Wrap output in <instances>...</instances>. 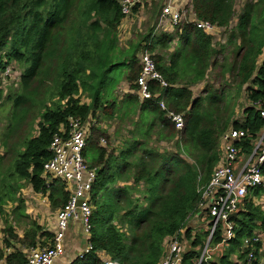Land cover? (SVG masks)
I'll use <instances>...</instances> for the list:
<instances>
[{"label": "trees", "instance_id": "obj_1", "mask_svg": "<svg viewBox=\"0 0 264 264\" xmlns=\"http://www.w3.org/2000/svg\"><path fill=\"white\" fill-rule=\"evenodd\" d=\"M119 1L0 0V67L15 63L22 70L14 94L10 92L4 100L0 90V107L4 101L12 104L7 131L0 137L4 150L0 155V194L4 197L6 188L16 191L27 183L34 193L47 196L51 210L63 207L69 192L57 180L45 185L42 168L51 156L52 137L66 126L67 119L84 122L89 117L117 116L122 122L131 116L144 123L141 112H147L142 129L135 125L132 133L141 141H133L117 156L98 147L99 139L107 138L105 131L95 125L90 131L85 149L94 144L100 150L97 163L88 165L97 168L91 190V250L71 264H104L103 256L116 264H159L168 240L176 235L184 243L182 264H195L209 225L198 236L197 225L192 228L190 220L199 212L200 189L218 163L221 135L229 128L245 131L242 150L249 153L264 127L255 106H264V57L258 63L264 52V0H243L238 13L234 10L237 0H190L194 20L208 22L226 35L217 45L190 19L175 26L173 34L155 35L159 8L152 28L123 50L117 39L124 17ZM174 39L177 43L172 47ZM144 52L152 54L156 70L168 85L160 88L151 83V93H158L152 100H140L135 94L141 68L138 55ZM119 65L129 68L126 83L133 93L124 97V111L121 105L102 101L106 74ZM209 75L212 81L227 75L232 85L215 88L206 83L201 94L194 96L192 88ZM244 90L249 103L241 111V121L234 120ZM81 97L90 103L82 102ZM160 100L169 111L183 114L182 130L176 131L166 119ZM35 104L37 131L27 138L19 133ZM97 110L103 113L96 114ZM152 136L157 144L171 143L176 150L163 151L154 147V141L148 144ZM3 163H8L4 171ZM102 191L108 193L105 203L97 201ZM263 194L260 188L254 191L257 197ZM5 204L0 198V214ZM12 213L18 223L26 219L27 226L19 236L4 221V248L12 247V252L4 256L0 250V259L4 264H24L27 253L15 245L42 247L52 234L24 214L21 201ZM231 220L235 236L212 252L211 264H246L250 252L251 264H264V244L240 249L244 239L264 234V209L246 197ZM221 241L218 231L209 246L214 248Z\"/></svg>", "mask_w": 264, "mask_h": 264}, {"label": "built area", "instance_id": "obj_2", "mask_svg": "<svg viewBox=\"0 0 264 264\" xmlns=\"http://www.w3.org/2000/svg\"><path fill=\"white\" fill-rule=\"evenodd\" d=\"M148 1L120 0L121 14L124 17L129 16L135 7ZM189 1L167 0L157 19V28L164 32L168 29H174L180 22L190 19L197 29L214 38L219 28L208 22L194 20L191 9L188 7ZM139 63L141 68L135 82L137 86L135 94L140 100L157 98L158 93H151V83L158 84L160 88H167L168 85L156 70L152 54L148 52L141 54ZM15 66H17L15 63H10L0 67V85L13 76L17 77L18 82L21 72L16 74ZM158 105L174 129L176 131L182 130L184 127L183 114L169 111L161 100L158 101ZM255 106L259 111L260 118L264 121V106L260 103ZM90 123L93 126V121L90 119L82 122L78 118L69 117L66 126L52 137L49 145L51 156L43 164L42 178L45 185L53 180L60 181L70 196L66 204L56 210L51 240H48L42 247L28 249L24 264H53L64 254L65 234L74 222L81 223L86 237L85 253L91 250L88 238L91 230L92 204L89 197L97 177V169L90 168L84 157V150L90 135ZM246 135L243 130L229 128L220 137L218 163L207 185L200 189L199 212L196 218L201 222H207L206 224L209 226L207 227L206 243L195 264H211L212 252L219 247L226 246L234 238L235 225L231 216L239 211L246 197L264 209V194L261 197L254 195L255 190L259 188L264 190V176L262 174L264 127L252 142V149L249 153H244L242 150V142L246 139ZM218 231H221L222 241L216 247L211 248L209 243ZM256 243L264 244V234H257L252 238L244 239L240 249L252 248ZM183 251L184 243L180 241L179 235L170 238L159 264H182ZM246 259V264L252 263V252L248 254ZM104 264L116 263L107 259Z\"/></svg>", "mask_w": 264, "mask_h": 264}, {"label": "rangeland", "instance_id": "obj_3", "mask_svg": "<svg viewBox=\"0 0 264 264\" xmlns=\"http://www.w3.org/2000/svg\"><path fill=\"white\" fill-rule=\"evenodd\" d=\"M167 0H149L147 3L137 6L135 10H133L132 14L129 16H125L123 17L121 23L119 24L118 28H117V39H118V47L123 50L126 49L129 44H131L134 40H136V38L140 35L146 34L148 29H151L152 26L155 23L156 17H157V13L159 8H162ZM243 0H237L235 2V6H234V10L236 13L239 12L241 4H242ZM160 15V14H159ZM78 17V13L76 15ZM158 18V17H157ZM157 24L154 28V34L155 35H160L162 33H168L171 34L172 32H169V30L166 31H161V29L157 28ZM235 24V22L232 23V26ZM221 39L225 40L226 39V35L225 34H221ZM177 41L176 39H174V41L171 43L172 47H175ZM217 45V44H216ZM140 55H138L139 57ZM264 57V52L263 55L258 59V63H260V61L263 59ZM16 74L18 72H22L21 68L17 65L15 66V70ZM129 72V68H127L126 65H119L118 67L114 68L112 71L108 72L106 74L105 80H104V84L105 86L102 89V101L107 104H111V103H116V105L119 107V101H118V97L116 96V92L117 88L120 84H122L123 82H126V77L127 74ZM213 74V73H212ZM217 75V73H215ZM210 79V80H209ZM206 83H210L212 85H214L215 88H218L219 86L221 87L222 85H224V83H228L229 85H232V81L230 79L229 76L226 75L225 78H220V77H216L215 81H212V76L209 75L208 79L205 80L204 83H201L199 85H197L196 87L192 88V91L195 95H200L201 91L203 90V88L205 87ZM17 86H18V82H17V77L13 76L10 79L4 81L3 84L0 85V89L3 92V97L4 100H6V98L8 97V95L10 94H14L17 91ZM233 87V86H232ZM246 88V87H245ZM231 93H235L234 91H231ZM81 101L82 102H88L84 97H81ZM102 102V104H103ZM248 100L247 97L245 95V90L242 92H240L239 98H238V107L235 111V115L233 117L234 120H240L241 121V111L243 110V108L247 105ZM38 104V103H37ZM37 104H35L32 108V110L30 111V118L26 121L24 127L21 130V133H19L20 135H24V137L26 136L27 138L33 136L36 131V123L38 121V116H39V112H38V108H37ZM11 102L10 101H4L3 104L0 107V137L2 138V135L7 131V126L9 125V118H10V108H11ZM126 109V105L122 104V110L124 111ZM230 112L232 110V106L229 107L228 109ZM100 113H103L101 110H98ZM149 113H145V112H141L142 118L146 119V117H149L148 115ZM116 118V120H115ZM88 119L93 121V126L90 123V131L92 130V128L95 127L98 129H101L103 131H108L111 128H113V132L111 133H106L107 134V138L101 137L99 139V143L98 145H104V147H108L113 139H115L118 136V132H120V136L125 135V130L126 128L122 127V123L120 122V120H118V117H111L108 118V116H106L105 118L102 119V116H100L96 122L91 119V117H89ZM98 124H101V126H105V130L100 128V126L98 127ZM141 125H143L141 123ZM140 126V129H142V127ZM94 127V128H95ZM93 128V129H94ZM104 128V127H103ZM113 136V138H112ZM155 137L152 136L151 138V143H154V147H160L163 151L167 150V151H175V147L174 145H171V143L167 144V143H156L155 142ZM102 140L103 144H100ZM110 142V143H109ZM156 143V144H155ZM113 144V143H112ZM149 144V143H148ZM107 150V148H104ZM175 149V150H173ZM105 150V151H106ZM99 148L96 145H92L89 146L87 149H85V153H84V157H85V161L87 165H92V164H96L97 160H98V156H99ZM4 153L2 144L0 142V155ZM190 162H192L189 159ZM8 163H3V171L8 168ZM144 189V188H143ZM4 197L2 196V193L0 194V198L3 199L4 201H6V206L3 207L4 212L2 214H0V250L2 248H4V234H3V229H4V221L7 220L9 222L10 225H12L15 229V232L20 233V235H23V231L26 228V219H21L20 223H18L17 221H15L12 217H13V209L14 207L19 203V201H22L25 207V210L30 214V218L32 220H34L35 222H37L38 224H40V222L42 221V218L39 215L44 216L46 213V216H44V219L42 221V223H50L51 222V216H52V211L51 209L46 208L44 212H41V208L39 206L38 203H36L33 200V194L32 191L30 189V186L27 183H24L22 185L21 188L12 190L10 189V187L6 188L3 191ZM107 197H108V193L105 191H102L99 196L97 197V201L99 203H105L107 201ZM89 199H91V204H92V195L89 197ZM49 203V202H48ZM47 209V210H46ZM48 213H50L48 215ZM26 215V214H25ZM47 220V221H46ZM46 225H45V229H46ZM202 232H204V230L199 229L196 234L198 236H202ZM179 239L181 241V238L179 236ZM183 245V244H182ZM107 259H104V261Z\"/></svg>", "mask_w": 264, "mask_h": 264}, {"label": "crops", "instance_id": "obj_4", "mask_svg": "<svg viewBox=\"0 0 264 264\" xmlns=\"http://www.w3.org/2000/svg\"><path fill=\"white\" fill-rule=\"evenodd\" d=\"M169 30V29H168ZM169 32H172L171 34H173V29H170ZM221 30L218 29L217 30V33L216 35L214 36V43L216 44L217 42L218 43H222L223 40L221 39ZM116 93V96L118 97V101L120 102L118 105H121L122 107V103L123 102V99L126 95H130V94H133L132 91L128 88V84L126 82H123L122 84H120L117 88V91H115ZM86 99V98H85ZM88 102H85L86 104H89L90 103V100L89 99H86ZM99 111L97 110L96 111V114H98ZM117 115V113H116ZM148 117H146L144 123L142 124H145L146 123V120H147ZM125 120H123L121 123H122V127L126 128L125 130V135L123 136H120V132H118V136L113 139L112 143L107 147H104V145H98V147H101V148H107V153H111L114 155V156H117V154L128 148L133 141H141V137L139 135H136L134 136L132 133L135 129V125H141V122L140 121H137L135 120V117H131L130 118H127V117H124ZM132 119V120H131ZM95 122L96 120L93 119ZM116 120V118H115ZM100 126V128L104 129L105 130V126H101V124H98V127ZM142 127V125H141ZM111 133L113 132V128H111L110 130L106 131V133ZM107 133V134H108ZM113 138V136H112ZM139 138V139H138ZM110 143V142H109ZM100 144H103V143H100ZM149 144H152L151 142ZM101 168V167H100ZM97 169V168H96ZM99 170V168H98ZM31 189V187H30ZM32 191V189H31ZM32 194H33V200L39 204L40 208H41V212H44L45 210V207L49 209L50 208V204L48 203V198L46 195H42L40 193H34L32 191ZM21 204H22V207H23V212L24 214H26V216H30V214L25 210V207H24V203L21 201ZM18 205V204H17ZM16 205V206H17ZM15 206V207H16ZM14 207V208H15ZM47 210V209H46ZM57 210V209H56ZM56 210H51L52 211V216H51V222L46 224V223H42L43 219H44V216H46V213L44 216L42 215H39L41 218H42V221L40 222V227L43 229V231H47V232H50L51 234L53 233L54 231V217H55V213H56ZM50 213H48L49 215ZM47 221V220H46ZM190 223H191V227L192 228H195L196 225H197V229H201V230H204L205 227H206V223L205 222H201L199 221L196 217H194L192 220H190ZM45 225L47 226L46 229H45ZM19 236L20 233H17ZM47 243V241H45L44 245ZM15 247L17 249H21L23 252L27 253L28 249H23L22 247H20L19 245H15ZM64 254L62 256H60L57 260L54 261L53 264H71L73 262V260L77 257L79 258H82V256L85 254V249H86V237L83 233V230H82V226H81V223L80 222H74L71 224V226L69 227V229L67 230L66 234H65V238H64ZM165 249V248H164ZM4 256H6L7 254H10L12 252V247H9V248H2L1 249ZM264 252V251H263ZM103 259H108L107 256H103L102 257ZM0 264H4V261L3 259H0Z\"/></svg>", "mask_w": 264, "mask_h": 264}, {"label": "water", "instance_id": "obj_5", "mask_svg": "<svg viewBox=\"0 0 264 264\" xmlns=\"http://www.w3.org/2000/svg\"><path fill=\"white\" fill-rule=\"evenodd\" d=\"M231 217H232V218L237 217V213L233 214Z\"/></svg>", "mask_w": 264, "mask_h": 264}]
</instances>
